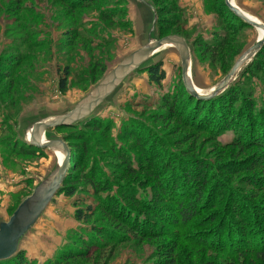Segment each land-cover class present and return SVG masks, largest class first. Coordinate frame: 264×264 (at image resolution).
I'll use <instances>...</instances> for the list:
<instances>
[{
	"label": "rangeland",
	"instance_id": "rangeland-1",
	"mask_svg": "<svg viewBox=\"0 0 264 264\" xmlns=\"http://www.w3.org/2000/svg\"><path fill=\"white\" fill-rule=\"evenodd\" d=\"M148 1L159 37L190 46L200 88L218 83L255 41L224 0ZM236 3L264 24V0ZM160 17L171 26L163 33ZM142 41L126 0H0V209L7 216L55 164L21 144L24 129L69 111ZM221 41L230 46L227 58L215 49ZM162 54L159 85L148 69L138 71L86 124L53 132L74 144L73 195H56L26 238L27 264H263L241 242L264 236V54L211 104L188 97L176 53ZM180 204L190 208L187 221ZM77 212L89 218L77 221ZM69 242L85 252L77 256ZM64 250L73 256L64 260Z\"/></svg>",
	"mask_w": 264,
	"mask_h": 264
},
{
	"label": "water",
	"instance_id": "water-1",
	"mask_svg": "<svg viewBox=\"0 0 264 264\" xmlns=\"http://www.w3.org/2000/svg\"><path fill=\"white\" fill-rule=\"evenodd\" d=\"M126 2L131 7L132 31L136 40H143L144 43L119 58L115 66L105 73L94 89L69 111L30 123L18 137L21 144L51 155L55 164L45 176L34 179L31 193L19 202L10 216L0 209V264L13 261L25 251L26 238L43 220L56 195L62 191L63 184L69 175L72 150L64 137L53 134L56 129L80 127L86 124L95 117L96 112L105 107L130 75L156 67L161 62L164 56L162 53L165 50L175 52L178 57L181 82L188 97L196 101L208 102L227 93L233 87L240 72L255 60L264 47V24L239 7L236 0H224L223 6L234 17L254 29L255 41L241 54L218 83L207 89L200 88L192 80V52L186 40L178 36L159 37L157 10L150 1L126 0ZM246 14L254 17L255 20L250 19ZM256 29L262 32L261 35H258ZM54 151L59 152L62 158L55 156Z\"/></svg>",
	"mask_w": 264,
	"mask_h": 264
},
{
	"label": "trees",
	"instance_id": "trees-1",
	"mask_svg": "<svg viewBox=\"0 0 264 264\" xmlns=\"http://www.w3.org/2000/svg\"><path fill=\"white\" fill-rule=\"evenodd\" d=\"M156 4H157V2H156ZM157 9H158V13H161L162 10L159 8L158 4H157ZM159 15H161V14H159ZM162 21H166V20H165V18H163V17L161 18L160 17V30L163 33V31H167L169 29V27H171V26H169V27L168 26H164L162 24L163 23ZM215 49L217 51H220L221 58H227L230 55V53H231L229 44L227 42H224V41H221L220 44H218L215 47ZM263 54H264V49L259 53V57L261 55H263ZM258 61L259 60H257V62ZM147 73H148L150 82L152 84L159 85L165 79V73L161 70V66L160 65L159 66H156V67H153V68H150L149 70H147ZM67 76L68 75H66L65 77L61 78V80L59 82V90L61 92H65ZM230 96L231 95L226 96V102H228V99H229ZM191 99H193V98H191ZM213 101L202 102V101H196L195 100V102L196 103H199V104L200 103L201 104H203V103L204 104L205 103L211 104ZM68 141L69 140H67V142ZM68 144H69V142H68ZM73 145L74 144H69V147L72 150L71 163L73 161V167L71 168V170L69 172V175H68L67 179L65 180L64 186L62 188V193L64 195H66V196L73 195V187L74 186H72V179H73V177L75 175L74 169L76 167V157H75V152L73 150ZM27 149L28 150H32V148H29V147ZM70 167H71V164H70ZM199 179H201V177H199ZM189 209L190 208L187 205V210H189ZM187 210H186V206L185 205H181V204L177 208L178 213H180L179 214V217H181L184 221H187V220L190 219V214L191 213H189V211H187ZM75 217H76L77 221H84V219L87 220L89 218V216H87L86 214H82L81 212H77L76 215H75ZM92 232H94L95 234H97L96 237H99L100 235H102V233H98L97 231H95V228L94 227H93V231ZM76 237H77V239H79L82 242V244L85 245V247L87 246V248H89L88 245H87V243L84 242L81 237H78V236H76ZM69 243L71 244V242H69ZM241 243L243 244V246H244V248L246 250L251 251L253 253H257V257L264 264V236H261V237L255 236L249 242L246 241V237H245L242 240ZM70 246L71 247H74L75 250L77 248H79L81 254H78L77 256L82 255V252H85V250H84V248H83L82 245L79 246V247H77L78 245H75V244L72 243ZM65 249H67V247ZM61 255H62L61 257H65L64 260H68V259H70L73 256V252L72 251H69V250H64L63 253L61 252ZM6 264H27V263H26V260L23 257V254H20L13 261L8 262Z\"/></svg>",
	"mask_w": 264,
	"mask_h": 264
},
{
	"label": "bare ground",
	"instance_id": "bare-ground-1",
	"mask_svg": "<svg viewBox=\"0 0 264 264\" xmlns=\"http://www.w3.org/2000/svg\"><path fill=\"white\" fill-rule=\"evenodd\" d=\"M246 15H247V16H248L250 19H252V20H255V19H254V17H251V16H250V15H248V14H246ZM256 30H257V32H258V35H261V33H262V32H261V31H259L258 29H256ZM53 153H54V155H55V156H57L59 159H61V158H62L59 152H57V151H54Z\"/></svg>",
	"mask_w": 264,
	"mask_h": 264
}]
</instances>
